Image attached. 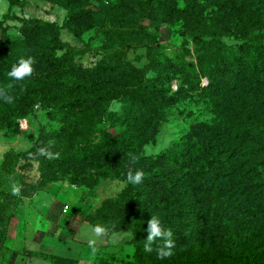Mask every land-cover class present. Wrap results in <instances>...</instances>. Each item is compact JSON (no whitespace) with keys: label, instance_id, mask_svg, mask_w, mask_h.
Segmentation results:
<instances>
[{"label":"rangeland","instance_id":"1","mask_svg":"<svg viewBox=\"0 0 264 264\" xmlns=\"http://www.w3.org/2000/svg\"><path fill=\"white\" fill-rule=\"evenodd\" d=\"M185 5L186 0H0V87L13 85L8 91L14 97L11 104L0 100V224L6 229L0 234V264H54L43 256L50 252L74 257L73 264H137V257L140 264L192 263L200 251H184L183 240L181 246L175 242L172 257L161 260L155 251L137 248L132 227L97 237L87 218L123 185L102 174L121 169V158L129 168L136 154L121 148L119 134L140 130L148 119L159 130L139 147L144 155L184 142L186 148L209 143L202 155L218 157L245 137L243 147L214 168L231 169L214 181V189L229 195L226 204L258 209L247 220L264 232V153L248 156L244 150L247 143L264 144V137L253 135L250 118L264 121V40L251 42L252 66L234 43L236 36L192 38L212 20H204L201 3L196 9ZM212 19L210 30H220L217 16ZM186 27L190 34L183 33ZM53 37L82 51L58 46L53 64L42 55L51 50ZM22 57L33 58V74L10 80L8 71ZM123 63L137 68L141 84ZM57 77L61 90L52 93ZM99 93L104 96L95 98ZM158 103L161 112L154 108ZM135 113L136 120L129 118ZM41 129L58 131L45 140L58 157L23 158ZM99 141L108 142V150L96 151ZM90 185L95 193L82 197ZM13 187L20 188L18 195ZM169 209L165 200L152 215ZM253 254L264 258V251H242L240 263H221L257 264L244 262Z\"/></svg>","mask_w":264,"mask_h":264},{"label":"trees","instance_id":"2","mask_svg":"<svg viewBox=\"0 0 264 264\" xmlns=\"http://www.w3.org/2000/svg\"><path fill=\"white\" fill-rule=\"evenodd\" d=\"M148 1L155 2V0ZM200 3L202 8L207 10L204 20L210 19L212 23H206V27L209 29L205 31L191 33L192 38L201 40V38L219 39V37L236 36L234 43L243 51L247 62L252 63L253 66L256 50L251 49V42L259 37L264 40V0H186L185 6L196 9ZM187 13L188 10L185 8V16ZM214 15L217 16L216 23H221L222 27L220 30L211 31L210 26L213 25L212 17ZM188 32L190 34L189 28L186 27L183 33ZM52 40L51 50L43 52L42 55L53 64L58 63L57 58L53 55V51L58 46H64L73 52L82 51V49H74L68 43L61 42L55 37ZM89 47L90 38L87 40L85 48ZM116 57L122 61L119 54ZM123 64L128 71H134L138 75L137 68L127 63ZM136 80L137 84L142 83L139 75ZM59 83L60 77H57L49 91L60 92ZM148 86L147 83H144V87L148 88ZM103 96L104 93L94 95L95 98ZM154 108L160 112L163 111L159 103ZM160 116L162 117V113ZM137 117L136 113L129 116L133 120H136ZM250 118L255 123L252 127L253 135L264 137V121H256L251 116ZM131 119L129 120L131 121ZM158 130L159 127L150 124L148 119L146 124L140 127V130L123 131L119 134L123 143L121 148L135 150L134 156L137 157V162L133 163L130 159V167L127 168L126 160L121 158L123 164L121 169L102 174V176L108 175L120 179L123 185L117 194L104 199L95 208L93 214L87 216L88 220L94 225H103L108 230L119 226L132 227L137 240V248L142 251L145 242L142 238L147 234V222L153 212L158 210L166 200L170 209L159 216L162 224H166L165 226L172 230L173 239L176 243L179 242L177 246H181L180 240H183L184 251H200L199 255L192 259V263L186 259L182 260L181 262L184 261V264H222L221 262L225 258L240 263L242 251H264V232L258 231L256 226L247 220L259 214V210L254 207L248 209L246 206L233 203L226 204V197L229 195L225 196L223 193L220 195L214 189V181L231 173V169H223L218 172L214 168L218 167L223 160H228L232 156L234 148H242L245 137L243 139L240 136L239 140L232 145L233 148L227 151L228 153L223 156L218 155V157L216 152L202 155V148L209 143H203L198 147H193L192 144L186 148V143L175 142L154 155L139 153V147L149 139L153 140V134ZM57 132L41 129L22 157L28 160L37 159L38 149L49 147L45 143L46 138ZM104 142L105 144L102 145ZM247 144L244 150L248 156H259L264 153V144L255 142ZM104 149L108 150V142L99 141L96 151L100 152ZM11 163L12 154L7 152L3 159V165L8 166ZM138 169L143 170L144 181L141 184L132 185L127 181V172L129 170L135 172ZM87 193L94 194L95 189L90 185L82 197ZM2 232L5 234L6 229L0 224V234ZM201 251L203 254H200ZM213 251H222V253L218 257V254ZM43 256L52 260L54 264H73L76 261L72 256L55 252L44 253ZM244 258L245 263L252 260L257 264H264V258L260 254L246 255ZM136 263H141L138 257Z\"/></svg>","mask_w":264,"mask_h":264},{"label":"clouds","instance_id":"3","mask_svg":"<svg viewBox=\"0 0 264 264\" xmlns=\"http://www.w3.org/2000/svg\"><path fill=\"white\" fill-rule=\"evenodd\" d=\"M34 60L31 57L20 58L19 61L14 64L8 71L7 76L10 80L23 81L27 77H30L34 72ZM13 87L9 84L7 88L0 87V100L6 103H13L14 97L9 94L8 89ZM38 154L44 157L57 158L58 153H53L50 147H40ZM133 163L137 162V157H131ZM127 181L132 185H138L143 183L145 174L143 170H136L135 172L129 170L126 175ZM13 194L18 195L20 193L19 187H13ZM97 237L107 234L108 229L103 225H96L93 229ZM147 237L145 239L143 250L146 253H152L155 251L156 256L163 260L170 258L174 255V249L176 247L175 240L173 239V232L170 228H165L161 222V219L156 215H151V218L147 222ZM157 241L160 243L157 244Z\"/></svg>","mask_w":264,"mask_h":264},{"label":"built area","instance_id":"4","mask_svg":"<svg viewBox=\"0 0 264 264\" xmlns=\"http://www.w3.org/2000/svg\"><path fill=\"white\" fill-rule=\"evenodd\" d=\"M66 207V206H65Z\"/></svg>","mask_w":264,"mask_h":264}]
</instances>
